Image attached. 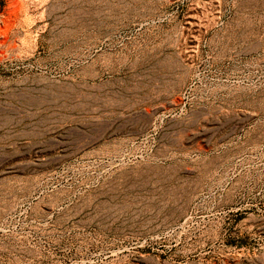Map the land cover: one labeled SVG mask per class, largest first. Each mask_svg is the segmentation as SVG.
Here are the masks:
<instances>
[{"label": "rangeland", "instance_id": "rangeland-1", "mask_svg": "<svg viewBox=\"0 0 264 264\" xmlns=\"http://www.w3.org/2000/svg\"><path fill=\"white\" fill-rule=\"evenodd\" d=\"M0 264H264V0H0Z\"/></svg>", "mask_w": 264, "mask_h": 264}]
</instances>
